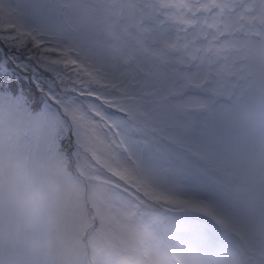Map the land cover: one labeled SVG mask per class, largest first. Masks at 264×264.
<instances>
[{
  "label": "snow or ice",
  "instance_id": "6c2138e0",
  "mask_svg": "<svg viewBox=\"0 0 264 264\" xmlns=\"http://www.w3.org/2000/svg\"><path fill=\"white\" fill-rule=\"evenodd\" d=\"M0 264H264V0H0Z\"/></svg>",
  "mask_w": 264,
  "mask_h": 264
},
{
  "label": "rangeland",
  "instance_id": "374dc122",
  "mask_svg": "<svg viewBox=\"0 0 264 264\" xmlns=\"http://www.w3.org/2000/svg\"><path fill=\"white\" fill-rule=\"evenodd\" d=\"M0 47H2V45H0Z\"/></svg>",
  "mask_w": 264,
  "mask_h": 264
}]
</instances>
